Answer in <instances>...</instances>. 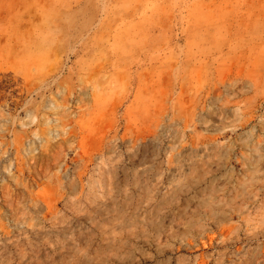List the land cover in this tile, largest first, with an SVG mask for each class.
<instances>
[{
    "label": "rangeland",
    "instance_id": "374dc122",
    "mask_svg": "<svg viewBox=\"0 0 264 264\" xmlns=\"http://www.w3.org/2000/svg\"><path fill=\"white\" fill-rule=\"evenodd\" d=\"M0 264H264V0H0Z\"/></svg>",
    "mask_w": 264,
    "mask_h": 264
}]
</instances>
